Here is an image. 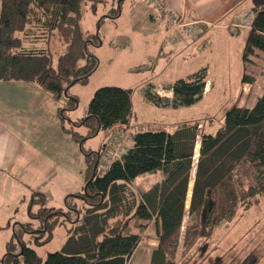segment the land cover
<instances>
[{"label": "trees", "instance_id": "obj_1", "mask_svg": "<svg viewBox=\"0 0 264 264\" xmlns=\"http://www.w3.org/2000/svg\"><path fill=\"white\" fill-rule=\"evenodd\" d=\"M104 1L0 0V81L34 82L71 106L63 110H71L77 100L68 95L69 86L87 82L98 62L88 45L99 35L81 30V6L89 3L95 8ZM119 8L111 7L108 14L111 10L116 15ZM255 51L264 53V4L253 9L242 51L244 63ZM206 77L207 68L202 66L174 79L168 87L170 98L148 88L145 94L157 106H189L202 98ZM253 81L244 71L241 82ZM132 92L130 87L113 85L97 88L86 115L72 122L84 126L86 133L64 130L83 143L99 131L125 127L133 115ZM60 115L64 119L63 111ZM199 129L194 123L171 131H134L131 145L104 169L98 166L101 150L81 148L86 190L83 186L68 194L64 209L47 206L44 194L33 190L29 220L19 224L24 231L34 225L33 232L45 235L35 238V245H40L51 239L58 224L70 222L61 247L42 259L14 230L0 264H128L140 241V235L129 229L132 218L155 222L157 243L147 264H176L179 249L184 252L210 237L240 206L249 207L251 198L264 191V92L251 107L237 103L229 107L215 132ZM157 172L161 178L138 195L131 182ZM77 199L83 204L78 206Z\"/></svg>", "mask_w": 264, "mask_h": 264}, {"label": "rangeland", "instance_id": "obj_2", "mask_svg": "<svg viewBox=\"0 0 264 264\" xmlns=\"http://www.w3.org/2000/svg\"><path fill=\"white\" fill-rule=\"evenodd\" d=\"M155 3L154 0H105L95 8L89 3L81 6V30L86 33L97 32L99 35L94 43L88 45V50L97 57L98 62L87 82H76L69 86L68 95H75L77 102L71 110H63L64 107H71L68 104L61 107L60 112L63 111L64 118L66 117L63 119L64 125L67 129L80 132H77L78 135H83L84 132L78 130L73 121H68V116L79 119L84 116V110L94 91L105 85L132 88L133 115L125 127H115L108 132L100 131L83 143H76L78 160L72 161L73 167L65 181L71 183L72 189L77 192L82 190L87 176L81 148L100 151L106 142L109 148L106 154L107 165L127 150L132 143V133L140 129L171 131L183 124L198 123L200 133H213L222 126L226 110L239 102V97L242 105L246 106L251 105L255 97L264 92V75L260 72L264 65V54L255 51L254 55L249 56L245 66L242 51L246 33L243 29L228 26L208 27L206 32L200 28L191 31L190 25H185L186 20H182L183 25L177 27V23L170 19L173 17L167 19L165 14L154 9ZM117 5H120L118 13L114 15L110 10L108 14L109 9ZM152 9L153 14L157 15L150 21L147 14ZM107 14L108 17H103ZM101 17L103 21L100 23ZM151 27L160 29L163 34L160 37L155 35L149 30ZM162 39L164 41L160 43ZM159 45L162 47L160 50ZM202 66L207 68V88L199 101L189 106L171 107L157 106L147 99V88L158 96L170 98L172 93L168 92L169 84ZM244 67L247 72L255 75V81L248 82L246 89L240 80ZM70 111H73L72 114ZM198 142L199 139L196 152ZM160 177V173H146L135 178L131 186L139 195ZM18 193L20 198L23 195L27 198L18 202L17 219L11 221L8 227L2 226L0 230V257L6 253L5 244L13 236L15 228L23 242L33 247L44 259L48 252L61 247L70 222L62 221L49 242L36 246L35 238L42 236L33 232L36 227L32 225L26 231L19 227L20 223L29 219L27 199L31 194L28 196V188L19 182ZM74 202L83 204L80 200ZM62 206L64 209L65 204ZM187 220L188 216L185 215L182 230ZM149 222L148 225L141 226L138 219L129 222V229L139 230L141 243L128 264H147L142 251L144 244L156 242L154 219ZM44 237L45 235L40 238ZM174 260L176 264H240L241 261L246 264H264V191L251 198L249 207L240 206L230 220L215 228L210 237L199 239L184 252L179 249Z\"/></svg>", "mask_w": 264, "mask_h": 264}, {"label": "crops", "instance_id": "obj_3", "mask_svg": "<svg viewBox=\"0 0 264 264\" xmlns=\"http://www.w3.org/2000/svg\"><path fill=\"white\" fill-rule=\"evenodd\" d=\"M160 1L166 10L180 16L183 21L195 23V26L200 28L201 31L206 32L208 27L231 26L237 30L243 29L246 35L249 30V24H245V16L249 13L252 15L254 8H259L264 4V0ZM152 11L153 9L149 10L148 14L146 13L150 21L152 18L154 20L157 15L156 13L153 14ZM148 24L151 25L150 22ZM155 28L151 27L149 30L160 37L163 32ZM162 41L164 40L162 39L160 43ZM161 48L159 45V50ZM165 49L166 47L163 50ZM247 64L245 63V66ZM263 70L264 65L260 70L262 75H264ZM244 71L250 76H255L247 72L245 67ZM243 85L244 89H246L245 87L248 85V82H243ZM206 88L207 84L204 92ZM257 97H255V100ZM240 99L241 97H239L237 104L243 106ZM255 100H253L251 105H246V107H251ZM63 106L64 102L62 99H56L50 92L45 91L34 82L0 81V230L3 228L2 226L8 227L11 221L17 219L18 202L27 198L25 195H23V198H20L18 182L28 188V196H30L33 190L40 191L45 196L46 205L57 208L63 207L65 197L71 192L76 191L72 189L71 183L65 181V178H67L69 170L73 167L72 161L78 160L76 153V143L78 140L64 130L67 127L64 125L63 118L60 115V109ZM72 112L70 111V114ZM84 112L83 115H86V109ZM78 119L68 116L69 122L77 121ZM75 127L83 131L84 133L82 134L86 133L84 126L76 125ZM74 167L76 168V163ZM28 198L30 199V197ZM79 200L82 201L81 199H77V201ZM78 206L80 205L78 204ZM36 207L34 206L33 209ZM131 220L134 221L135 219L132 218ZM149 221L140 219L138 220V224L148 225ZM57 226L53 229L51 239ZM130 231L140 235L138 229L137 231L130 229ZM155 241L151 245L144 244L142 251L144 260H147L146 263H148L151 249L157 243V240ZM140 243L141 239L133 255L139 249Z\"/></svg>", "mask_w": 264, "mask_h": 264}, {"label": "built area", "instance_id": "obj_4", "mask_svg": "<svg viewBox=\"0 0 264 264\" xmlns=\"http://www.w3.org/2000/svg\"><path fill=\"white\" fill-rule=\"evenodd\" d=\"M154 2H156L155 3L156 6L154 7L155 10H158L160 13L165 14L167 19H169L170 17H173V18H170V19L174 20L177 23V25H178L177 27L183 25L184 22L182 21V18L179 16V19H177L176 17L178 15L166 10V8L164 7V5L162 4V2L160 0H154ZM251 17H252V15L250 13L245 16V18H244L245 24H247V25L249 24ZM179 21H182V22L178 23ZM185 25L186 26L190 25L189 26V30H191V31H193V29L195 31L198 29V27L195 26L196 24L193 23V22H189V23L187 22ZM101 151H102V153L100 155L98 166H99V168L104 169L108 165V164L106 165V161H107L106 154L108 153L109 148L107 147L106 142L104 143Z\"/></svg>", "mask_w": 264, "mask_h": 264}, {"label": "water", "instance_id": "obj_5", "mask_svg": "<svg viewBox=\"0 0 264 264\" xmlns=\"http://www.w3.org/2000/svg\"><path fill=\"white\" fill-rule=\"evenodd\" d=\"M64 94L65 95H67V88L66 89H64ZM94 167H96V164H95V166ZM83 190L85 191L86 190V184L84 185V188H83ZM16 255H18V254H16Z\"/></svg>", "mask_w": 264, "mask_h": 264}]
</instances>
